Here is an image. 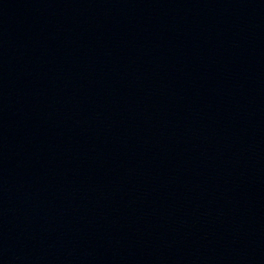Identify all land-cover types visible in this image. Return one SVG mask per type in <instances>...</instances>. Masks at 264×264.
<instances>
[{
  "label": "water",
  "instance_id": "water-1",
  "mask_svg": "<svg viewBox=\"0 0 264 264\" xmlns=\"http://www.w3.org/2000/svg\"><path fill=\"white\" fill-rule=\"evenodd\" d=\"M0 264H264V0H0Z\"/></svg>",
  "mask_w": 264,
  "mask_h": 264
}]
</instances>
